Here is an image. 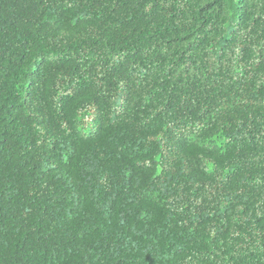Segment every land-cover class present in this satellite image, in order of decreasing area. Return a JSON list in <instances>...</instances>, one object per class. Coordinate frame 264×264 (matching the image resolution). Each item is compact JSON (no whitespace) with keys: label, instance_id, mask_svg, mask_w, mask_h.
<instances>
[{"label":"trees","instance_id":"1","mask_svg":"<svg viewBox=\"0 0 264 264\" xmlns=\"http://www.w3.org/2000/svg\"><path fill=\"white\" fill-rule=\"evenodd\" d=\"M0 264H264V0H0Z\"/></svg>","mask_w":264,"mask_h":264}]
</instances>
